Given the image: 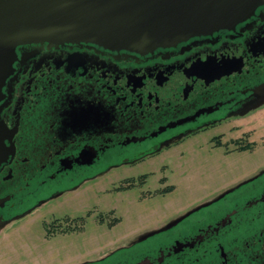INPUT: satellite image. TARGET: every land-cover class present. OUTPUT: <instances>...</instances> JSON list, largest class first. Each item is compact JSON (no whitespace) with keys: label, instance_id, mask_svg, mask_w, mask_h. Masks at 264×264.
<instances>
[{"label":"flooded vegetation","instance_id":"1","mask_svg":"<svg viewBox=\"0 0 264 264\" xmlns=\"http://www.w3.org/2000/svg\"><path fill=\"white\" fill-rule=\"evenodd\" d=\"M263 115L264 3L232 27L153 51L18 45L0 93V234L16 250L0 249V264H40L39 224L48 239L113 230L121 218L106 195L172 193L179 148H264ZM129 238L64 264H264V166Z\"/></svg>","mask_w":264,"mask_h":264},{"label":"water","instance_id":"2","mask_svg":"<svg viewBox=\"0 0 264 264\" xmlns=\"http://www.w3.org/2000/svg\"><path fill=\"white\" fill-rule=\"evenodd\" d=\"M264 0H0V93L22 43L93 42L139 52L232 27Z\"/></svg>","mask_w":264,"mask_h":264},{"label":"rangeland","instance_id":"3","mask_svg":"<svg viewBox=\"0 0 264 264\" xmlns=\"http://www.w3.org/2000/svg\"><path fill=\"white\" fill-rule=\"evenodd\" d=\"M257 122L264 123V120ZM255 130L258 132L255 135L257 139L264 134V125ZM260 146L253 153L235 152L229 155L224 153L225 149L216 150L210 144L199 142L183 147L184 152H181V148L177 149L183 155L180 154L178 162L174 164L178 176L172 179L177 186L172 193L143 199L141 190L133 189L103 197L101 202L106 206L114 205L121 218L113 230L89 225L84 231L48 239L45 238L43 225H37L34 228V235L37 237L35 250L43 252L40 264H64L71 258H76L80 250H89L96 244L104 246L106 252L108 247L123 245L125 239H129L125 240L127 243L131 240L129 237L138 235L146 228L157 226L181 212L186 213L264 166V148ZM142 168L146 170L145 167ZM157 181L156 177H152V187L158 185ZM112 238L115 239L114 243L109 241ZM0 249L9 252L16 250L11 233L4 231L0 234Z\"/></svg>","mask_w":264,"mask_h":264}]
</instances>
